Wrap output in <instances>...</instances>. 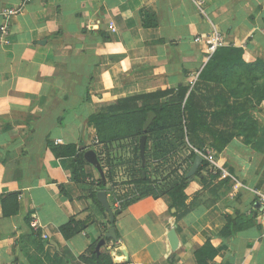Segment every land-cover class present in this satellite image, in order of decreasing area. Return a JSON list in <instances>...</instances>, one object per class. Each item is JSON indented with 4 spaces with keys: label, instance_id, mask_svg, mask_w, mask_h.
I'll return each mask as SVG.
<instances>
[{
    "label": "crops",
    "instance_id": "crops-1",
    "mask_svg": "<svg viewBox=\"0 0 264 264\" xmlns=\"http://www.w3.org/2000/svg\"><path fill=\"white\" fill-rule=\"evenodd\" d=\"M23 1L0 0V25L2 12ZM199 1L201 9L194 0H31L11 17L0 32V197L17 193L19 210L4 217L0 205V264H30L15 240L32 229L57 264H85L80 254L101 235L100 225L91 224L61 236L60 225L85 218L91 201L72 180L70 159L55 157L49 144L95 146L90 116L123 98L189 85L209 59L195 38L215 30L224 46L243 49L246 62L264 61V0ZM206 98L209 114L220 110L213 93ZM248 106L256 135H234L221 151L212 148L220 146L212 132L238 127L208 119L201 137L212 159L203 158L200 176L186 177L181 208L163 195L123 209L114 222L119 237L106 247L113 264H198L195 253L206 242L217 249L207 264H264V210L256 206L264 195V101ZM117 145L106 159L116 172L120 207L132 195H122L129 187ZM208 166L218 173L208 175ZM93 168H85L91 178ZM223 172L226 188L203 190V180L218 186ZM225 214L243 225L234 235H222Z\"/></svg>",
    "mask_w": 264,
    "mask_h": 264
},
{
    "label": "trees",
    "instance_id": "trees-1",
    "mask_svg": "<svg viewBox=\"0 0 264 264\" xmlns=\"http://www.w3.org/2000/svg\"><path fill=\"white\" fill-rule=\"evenodd\" d=\"M243 55L241 47L222 46L209 57L192 88L183 85L176 91L164 90L127 97L103 108L89 118V124L94 127L98 140L95 146H86L82 142L65 146L49 144L55 157L70 159V176L81 191V197L91 201L85 218L72 216L60 225L61 236L69 239L82 233L91 224H99L101 228L99 239L93 241L80 254L79 259L83 263L113 264L106 248L110 239L105 238L110 227L109 216L97 200V192H106L114 222L128 205L146 197L168 195L172 199V206L179 209L186 198L184 189L191 182L186 178V173L197 155H205L202 147L205 141L201 135L205 133L203 127L209 122L208 119L219 118L230 123L231 128L238 127L236 132L232 129L212 132L213 137L218 135L220 138V146H212L218 151L223 150L234 135L241 134L245 138L256 135L257 128L256 131L251 129L256 127V121L250 116L248 105L256 106L264 101V61L255 59L246 62ZM208 93L215 96L214 106L220 103V110L211 114L202 107V103L209 100L206 98ZM149 112H153L155 117L147 130H144ZM143 135H146L144 165L140 156V140ZM196 140H199V144H196ZM116 142L123 151L120 159L126 166L124 173L128 181L125 184L129 187L122 195L124 198L132 195L120 207L114 205L115 199L120 197L113 188L116 172L110 167L109 159H106L111 155L109 151ZM90 149L97 155L105 182L95 168V178L86 174L85 168L89 164L83 154ZM205 166L207 162L203 160L195 176H200ZM229 181L230 178L224 177L214 188V193L217 189L226 188ZM203 183L206 181L203 180ZM17 196V193H8L0 197L4 217L18 212ZM225 218L223 236L234 235L243 227L232 215L225 214ZM26 220L29 222V216ZM116 234L118 238L117 231ZM100 239H105V243L96 252V244ZM15 244L30 264H57L46 251V240L39 230L32 229L29 234H20ZM216 253L217 249L210 242H206L195 253L197 263L207 264ZM15 263L20 264L17 259Z\"/></svg>",
    "mask_w": 264,
    "mask_h": 264
},
{
    "label": "water",
    "instance_id": "water-1",
    "mask_svg": "<svg viewBox=\"0 0 264 264\" xmlns=\"http://www.w3.org/2000/svg\"><path fill=\"white\" fill-rule=\"evenodd\" d=\"M154 117H155V114L153 112H149L148 118L145 121L144 126H143L144 130H147V128L152 123ZM180 135H181V133H180ZM145 143H146V135H143L141 137V140H140V156H141L143 165L145 164V156H144ZM83 157L87 163H89L91 166H93L97 170V172L100 175V177L102 178L103 182H105L103 170H102L101 165L98 161V158H97L95 151L92 149L87 150L86 152H84ZM202 161H203V157L201 155H197L194 158L192 166L186 175L187 178H191L192 176H194L197 169L201 165ZM96 198L99 201V203L103 206V208L107 211L108 216H109L110 227H109V229L105 235V238L110 239V240H116L117 236H116V231H115V227H114V215H113V212H112L110 205L108 203L106 192L105 191L97 192ZM256 206L259 210H264V206L262 204H256ZM104 243H105V239H100L98 241V243L96 244V248H95L96 252L99 251L100 247Z\"/></svg>",
    "mask_w": 264,
    "mask_h": 264
},
{
    "label": "built area",
    "instance_id": "built-area-1",
    "mask_svg": "<svg viewBox=\"0 0 264 264\" xmlns=\"http://www.w3.org/2000/svg\"><path fill=\"white\" fill-rule=\"evenodd\" d=\"M31 0H24L21 6L18 8H9L2 12L3 22L0 25V32L5 33L9 24V21L11 20V17L16 15L20 11V9L25 5L26 2H30ZM195 4L201 9L202 2L199 0H194ZM112 30H114L113 27H111ZM195 41L200 42L203 41L207 46V55L210 57L218 48L225 45L223 36L218 31H214L213 34L207 38H195ZM197 78L194 80H191L189 83L190 88H192L196 82ZM98 141L96 140V143ZM203 158H205L207 161H211L212 157L209 153H205V155H201ZM229 174L227 172H223L222 177H227ZM259 203L264 206V195H260L259 197Z\"/></svg>",
    "mask_w": 264,
    "mask_h": 264
},
{
    "label": "rangeland",
    "instance_id": "rangeland-1",
    "mask_svg": "<svg viewBox=\"0 0 264 264\" xmlns=\"http://www.w3.org/2000/svg\"><path fill=\"white\" fill-rule=\"evenodd\" d=\"M206 171H207V174L208 175H211V177L212 176H215L216 173H218V169L216 167H214V166L213 167H209L208 166V168L206 169ZM208 177L211 178L210 176H208ZM216 186H217V184L216 185H213V180L211 179V181H209V182L206 181V183L203 186V190H206L207 193H210L212 191L214 192V188ZM213 198H214V196H213ZM213 198H211V199H213ZM211 199L209 198L208 201L205 200V203L209 202Z\"/></svg>",
    "mask_w": 264,
    "mask_h": 264
}]
</instances>
